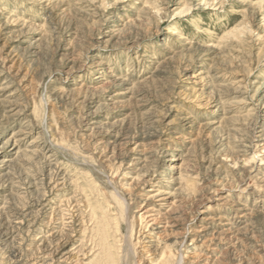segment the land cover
<instances>
[{
    "label": "rangeland",
    "instance_id": "374dc122",
    "mask_svg": "<svg viewBox=\"0 0 264 264\" xmlns=\"http://www.w3.org/2000/svg\"><path fill=\"white\" fill-rule=\"evenodd\" d=\"M166 250L264 264V0H0V264Z\"/></svg>",
    "mask_w": 264,
    "mask_h": 264
},
{
    "label": "bare ground",
    "instance_id": "6f19581e",
    "mask_svg": "<svg viewBox=\"0 0 264 264\" xmlns=\"http://www.w3.org/2000/svg\"><path fill=\"white\" fill-rule=\"evenodd\" d=\"M99 78V77H98ZM19 134L17 135H15L12 139H13V141L9 144V149H10V152H13L15 149H16V140L15 139H17V138H19ZM11 140V139H10ZM152 140V139H151ZM32 153V152H31ZM6 162L7 161H4V163L6 164ZM8 164V163H7ZM9 171V170H8ZM157 196H159V193H157V195L155 194V196H149V197H147L146 198V202H148V201H151L153 198H155V197H157ZM160 197V196H159ZM151 206V205H150ZM142 207H144V206H142ZM146 207H147V205H146ZM143 209V208H142ZM156 210V209H155ZM7 212V211H6ZM161 217H159V215L158 214H156V212L153 210V208H150V207H148V208H144L143 209V213L140 215V217H139V220H140V222L141 223H144V226H146V228H150L151 229V227L152 226H156V225H158L156 222H157V220L158 219H160ZM4 223V222H3ZM168 226V222H165V227H167ZM157 229H160V228H158V227H156V229L155 230H157ZM151 230H153V229H151ZM13 235V234H12ZM214 237V236H213ZM5 239V238H4ZM61 242V241H60ZM192 242H194V240L192 241ZM62 243V242H61ZM59 245V244H58ZM61 246V245H60ZM65 246V245H64ZM62 248V247H61ZM61 252V251H60ZM64 255V254H63ZM66 255V254H65ZM64 255V256H65ZM62 258H63V256H62ZM174 258V254H173V252H171V251H169V250H166L165 252H163L162 253V256H161V260L157 263V264H169V261L171 260V259H173ZM183 258H182V256H180L177 260H176V264H180V263H182V260ZM60 260V259H59ZM112 262V261H111ZM113 263V262H112ZM190 263V262H189Z\"/></svg>",
    "mask_w": 264,
    "mask_h": 264
}]
</instances>
